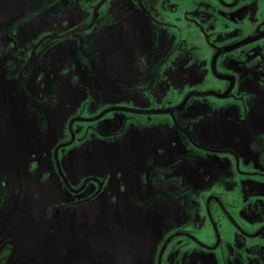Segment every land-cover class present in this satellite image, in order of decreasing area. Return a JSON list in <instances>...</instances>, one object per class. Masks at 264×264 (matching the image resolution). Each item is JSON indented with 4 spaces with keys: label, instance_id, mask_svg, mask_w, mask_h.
I'll return each mask as SVG.
<instances>
[{
    "label": "flooded vegetation",
    "instance_id": "obj_1",
    "mask_svg": "<svg viewBox=\"0 0 264 264\" xmlns=\"http://www.w3.org/2000/svg\"><path fill=\"white\" fill-rule=\"evenodd\" d=\"M87 1L86 9L99 11L110 0ZM129 1L135 11L160 15L162 25L185 21L194 35L161 40L147 55L139 46V56L93 75L77 60L50 59L79 30L15 40L16 21L0 28V35L12 31L0 37V59L9 67L0 86V155L17 153L23 175L59 186L54 210L67 216L56 222L70 238L62 264H131L125 248L114 253L107 242L99 246L98 232L80 233L102 209L108 221L135 223L137 235L146 230L135 240L152 251L151 264H264V0ZM83 4L41 0L21 12L20 23L40 11L78 13ZM208 99L223 103L205 107ZM128 128L139 132L129 137ZM52 130L64 138L53 143ZM207 165L218 170L205 172ZM177 202L193 211L157 216L159 204L179 208ZM149 208L158 212L154 225L162 220L157 235L137 223L136 214ZM69 221L79 224L68 231ZM205 222L210 231L202 237ZM131 227L125 234L132 245ZM11 243L0 233V257Z\"/></svg>",
    "mask_w": 264,
    "mask_h": 264
},
{
    "label": "rangeland",
    "instance_id": "obj_2",
    "mask_svg": "<svg viewBox=\"0 0 264 264\" xmlns=\"http://www.w3.org/2000/svg\"><path fill=\"white\" fill-rule=\"evenodd\" d=\"M92 1H87L89 6L92 5ZM136 1L140 7H145L143 2ZM83 3V10L80 8L78 13L72 12L59 17L58 14H51L50 11H40L23 24L20 23V19L25 17L26 13H19L14 16L13 22L16 21L14 28L20 29V34L17 33L13 39L20 40L28 32H35L39 35L47 31L53 32L57 28L60 34H64L77 29L80 31L77 37L64 42L61 49L51 55L50 59L51 61L57 59L77 60L79 67L89 66L90 73L97 75L99 73L107 74L110 67L119 58L125 60L139 56V46L142 53L147 55V51L152 53L155 44L161 40L168 41L173 35H194L193 27H189L185 21H174L172 25L168 26L162 25L158 22L160 15L157 16L150 10L149 12L152 14H149L146 9L141 13L135 11L133 3L129 0H110L106 4V8L99 11L86 9L84 7L86 0H83ZM129 4L130 9H128ZM60 13L63 14V11ZM62 20H66L69 25L72 23V27H68L69 25L65 27ZM46 22L50 23L49 27L45 26ZM230 26L228 24V27ZM0 28L5 29L6 27L1 25ZM87 28H89L87 31H83ZM11 33V30L5 31L0 37L3 39L10 36ZM32 41L34 40L31 37L29 43L32 44ZM34 56L36 59L38 58V54ZM13 57L16 56L13 54ZM8 70L9 67L0 59V86L6 83L5 76H7ZM65 83L68 85V92L72 90L73 86L67 80ZM200 101L198 99L191 101V105ZM220 103L223 101L216 102L208 99L204 106L214 108ZM144 120V117L138 116L136 121L144 125ZM143 128L145 131H153L154 134L161 130L160 128ZM126 132L129 137L133 138L139 130L128 128ZM168 132L172 133L171 130ZM51 136L54 138L53 143H58L64 138L56 136L54 130L51 131ZM16 155L17 153L0 155V233L7 234L12 240L10 249H7L0 257V264H62L59 261L58 253L64 250L67 241L65 235L61 233L60 223L56 220L60 215H67L54 210L55 205L60 203L57 202L60 198L59 186L48 189L44 183L38 182L36 177L28 178L23 175L22 158ZM100 158L102 156H99ZM207 168L205 172L209 171V173L218 170L210 165H207ZM233 174L234 178L240 179L236 172ZM224 177L226 176L224 175ZM177 204L179 208L159 204L158 211H161V214H158L153 208L142 211L141 216L150 223L148 231L153 235L159 234L162 220L160 219L159 224L157 221L154 225L155 212H157V216H181L184 214L185 218L187 209L190 213L193 211L191 204L185 206L181 202H177ZM184 218H181L180 222H183ZM167 221L166 218L163 219L164 224ZM216 222L217 226L222 229L227 225L225 221L217 220ZM74 226L75 223L68 222V229L74 228ZM198 231L203 233L202 237H204L210 228L207 225L200 226L199 223ZM198 231L194 229L197 236L200 235ZM144 252L145 250L138 245L128 249L125 256L126 263L129 262L128 256L132 255L139 258V262L136 264H151L152 251L145 252L146 255L140 261Z\"/></svg>",
    "mask_w": 264,
    "mask_h": 264
},
{
    "label": "water",
    "instance_id": "obj_3",
    "mask_svg": "<svg viewBox=\"0 0 264 264\" xmlns=\"http://www.w3.org/2000/svg\"><path fill=\"white\" fill-rule=\"evenodd\" d=\"M39 1L41 0H0V7L3 8L2 11H0V26L1 25H6L8 23H10L11 21H13L14 16H17L19 13L23 12L24 9H26L27 7L33 6L35 4H37ZM115 214H118V212H115ZM100 217H96L95 219H93L90 222H84L83 225H79L80 227V233H82L83 237H96L99 240V246L101 245L102 242H107L109 243V250L114 251V253H123L124 249H118V248H125L126 250L130 249V248H134L136 247V245L140 246V244L137 242V240H135V238L140 237L141 234L146 231V230H142L141 233L139 235H137L134 231L136 230L135 228V223L132 224L131 227V223L132 221H130L129 219L127 221H121V220H115V221H108L106 220L104 217L106 215V210L102 209L100 210L99 213ZM136 216L138 218L141 217V219H137V223L138 224H142V222L140 220H142L143 222L147 223L148 226H150L149 221H147L146 219H144L141 216V213H137ZM135 217V214H134ZM61 218V215L59 217V219ZM60 223V227H62V224L60 221H58ZM79 222L77 223V225L75 224L74 228H76L78 226ZM131 227V235L129 237H132V245L131 244H127L126 241V234H125V230L127 228ZM71 228V229H74ZM149 228V227H148ZM71 229H68V231H70ZM95 232H98V237L95 235ZM62 233V231H61ZM63 234V233H62ZM65 235V240L67 241L66 246L64 247V250L58 253L59 256V261L61 263H63V255L64 253L67 254L70 253V238L68 236ZM126 255H127V251H126ZM129 258H131V263L132 264H136L139 262V258L129 255ZM58 261V262H59Z\"/></svg>",
    "mask_w": 264,
    "mask_h": 264
}]
</instances>
